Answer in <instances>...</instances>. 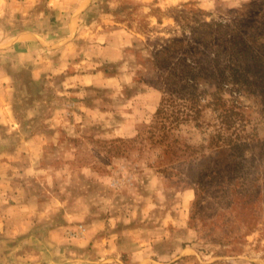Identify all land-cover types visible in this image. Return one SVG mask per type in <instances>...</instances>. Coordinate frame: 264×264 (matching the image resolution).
Instances as JSON below:
<instances>
[{
  "label": "rangeland",
  "instance_id": "rangeland-1",
  "mask_svg": "<svg viewBox=\"0 0 264 264\" xmlns=\"http://www.w3.org/2000/svg\"><path fill=\"white\" fill-rule=\"evenodd\" d=\"M0 264H264V0H0Z\"/></svg>",
  "mask_w": 264,
  "mask_h": 264
},
{
  "label": "crops",
  "instance_id": "crops-1",
  "mask_svg": "<svg viewBox=\"0 0 264 264\" xmlns=\"http://www.w3.org/2000/svg\"><path fill=\"white\" fill-rule=\"evenodd\" d=\"M30 38V39H28ZM34 38L33 37V34H19L17 36V39H11V44L14 46H19L21 48H29V47H32L36 42H37V39H32Z\"/></svg>",
  "mask_w": 264,
  "mask_h": 264
},
{
  "label": "trees",
  "instance_id": "trees-1",
  "mask_svg": "<svg viewBox=\"0 0 264 264\" xmlns=\"http://www.w3.org/2000/svg\"><path fill=\"white\" fill-rule=\"evenodd\" d=\"M159 112H160V110H159Z\"/></svg>",
  "mask_w": 264,
  "mask_h": 264
}]
</instances>
